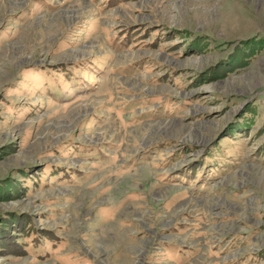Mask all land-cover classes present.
<instances>
[{"label":"rangeland","instance_id":"374dc122","mask_svg":"<svg viewBox=\"0 0 264 264\" xmlns=\"http://www.w3.org/2000/svg\"><path fill=\"white\" fill-rule=\"evenodd\" d=\"M0 264H264V0H0Z\"/></svg>","mask_w":264,"mask_h":264}]
</instances>
